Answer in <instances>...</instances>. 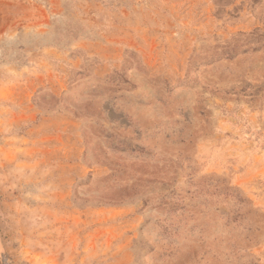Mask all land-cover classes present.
Instances as JSON below:
<instances>
[{"label": "rangeland", "instance_id": "1", "mask_svg": "<svg viewBox=\"0 0 264 264\" xmlns=\"http://www.w3.org/2000/svg\"><path fill=\"white\" fill-rule=\"evenodd\" d=\"M0 264H264V0H0Z\"/></svg>", "mask_w": 264, "mask_h": 264}]
</instances>
